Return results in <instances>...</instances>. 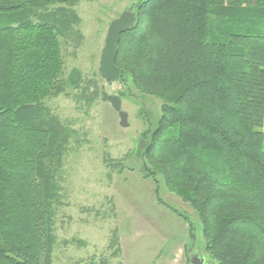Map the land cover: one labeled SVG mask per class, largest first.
Returning a JSON list of instances; mask_svg holds the SVG:
<instances>
[{
    "label": "trees",
    "instance_id": "16d2710c",
    "mask_svg": "<svg viewBox=\"0 0 264 264\" xmlns=\"http://www.w3.org/2000/svg\"><path fill=\"white\" fill-rule=\"evenodd\" d=\"M78 2L0 0V264H53L75 131L46 101L84 83L65 76L63 54ZM134 12L120 80L163 103L145 176L192 206L212 264H264V0H141Z\"/></svg>",
    "mask_w": 264,
    "mask_h": 264
},
{
    "label": "rangeland",
    "instance_id": "374dc122",
    "mask_svg": "<svg viewBox=\"0 0 264 264\" xmlns=\"http://www.w3.org/2000/svg\"><path fill=\"white\" fill-rule=\"evenodd\" d=\"M140 2L79 0L73 7L80 23L77 34L63 40L65 76L80 70L84 83L46 101L75 131L60 175L64 191L55 216L53 264H104V259L108 264H192L196 253L213 263L205 250L203 222L192 206L163 177L157 184L143 172V154L159 126L162 101L139 92L128 76L108 82L99 71L110 24ZM96 90L98 96L89 102L85 97ZM105 93L122 99L127 126L103 99ZM111 161H124L125 170ZM179 213L194 221L195 241ZM170 245L181 250L168 252ZM118 246L121 254L112 258Z\"/></svg>",
    "mask_w": 264,
    "mask_h": 264
},
{
    "label": "water",
    "instance_id": "95a60500",
    "mask_svg": "<svg viewBox=\"0 0 264 264\" xmlns=\"http://www.w3.org/2000/svg\"><path fill=\"white\" fill-rule=\"evenodd\" d=\"M137 15L134 8L127 9L120 17L112 21L109 26L105 39V46L102 50L99 71L102 77L108 82H116L120 79L121 68L117 65V57L119 54V45L122 35L136 25ZM104 100L111 102L112 106L122 120V124L127 126L129 115L122 110V99L117 95L104 94ZM192 264H209L205 256L198 253L191 256Z\"/></svg>",
    "mask_w": 264,
    "mask_h": 264
},
{
    "label": "crops",
    "instance_id": "0c3cea01",
    "mask_svg": "<svg viewBox=\"0 0 264 264\" xmlns=\"http://www.w3.org/2000/svg\"><path fill=\"white\" fill-rule=\"evenodd\" d=\"M170 247L172 248V250H173L174 248H177V252L181 250V247H180V246H173V247H172V246L170 245L169 248L167 249L168 252H169L170 249H171ZM182 250H183V253H186V242H185V246L182 248ZM169 255H170V254H169Z\"/></svg>",
    "mask_w": 264,
    "mask_h": 264
}]
</instances>
